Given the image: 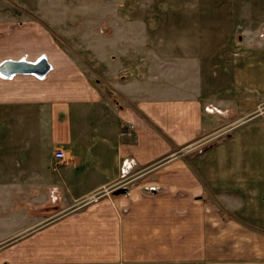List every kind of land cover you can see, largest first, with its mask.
Segmentation results:
<instances>
[{
    "label": "crops",
    "instance_id": "obj_1",
    "mask_svg": "<svg viewBox=\"0 0 264 264\" xmlns=\"http://www.w3.org/2000/svg\"><path fill=\"white\" fill-rule=\"evenodd\" d=\"M21 14L0 15V65L43 57L49 67L0 73V242L8 241L0 264H177L167 244L181 241V229L190 243L204 233L198 210L209 178L197 156L165 157L209 130L213 114L204 108L222 111L223 102L195 79L196 63L185 65L194 77H182L166 60L152 61L156 69L148 58L128 62V48L109 59L118 76L93 78L49 27ZM122 59L124 69L116 64ZM252 82L255 92L260 84ZM244 90L236 93L240 115L249 98L260 100ZM247 173L238 195L245 198L244 187L264 193L259 173ZM150 179L168 183L149 192Z\"/></svg>",
    "mask_w": 264,
    "mask_h": 264
},
{
    "label": "rangeland",
    "instance_id": "obj_2",
    "mask_svg": "<svg viewBox=\"0 0 264 264\" xmlns=\"http://www.w3.org/2000/svg\"><path fill=\"white\" fill-rule=\"evenodd\" d=\"M25 11L49 27L93 78L118 76L116 65L110 72L109 59H120L127 48L128 62L148 58L149 67L156 69L152 61L166 60L167 65L181 66L176 74L182 77H194L185 65L197 64L195 79L208 82L207 92L225 108L205 107L213 114L210 129L165 157L181 154L187 161L197 156L206 167L209 179L204 190L210 193L203 190L201 195L206 201L201 200L205 208L198 210L204 233L197 243L184 241L181 229V241L167 245L175 250L177 264H264V193L252 194L244 187L245 198L238 195L240 176L247 172L259 173L264 182V154L259 156L257 146L264 145V121H254L264 118V0H0V15L21 16ZM116 64L125 68L123 59ZM236 66L244 89L260 98H249L245 103L249 112L243 115L236 93L247 91L236 86L242 81H237ZM253 78L256 87L260 84L255 92ZM153 181L146 185L149 192L168 183ZM170 221L166 219L167 224ZM6 243L0 242V248ZM190 256L197 258L189 260Z\"/></svg>",
    "mask_w": 264,
    "mask_h": 264
},
{
    "label": "water",
    "instance_id": "obj_3",
    "mask_svg": "<svg viewBox=\"0 0 264 264\" xmlns=\"http://www.w3.org/2000/svg\"><path fill=\"white\" fill-rule=\"evenodd\" d=\"M40 66H44L43 69H40ZM48 64L45 62L43 57L37 63H25V62H12L5 61L0 65V73L9 75L10 73L16 72H30L35 74H42L48 69ZM41 70V71H40Z\"/></svg>",
    "mask_w": 264,
    "mask_h": 264
},
{
    "label": "built area",
    "instance_id": "obj_4",
    "mask_svg": "<svg viewBox=\"0 0 264 264\" xmlns=\"http://www.w3.org/2000/svg\"><path fill=\"white\" fill-rule=\"evenodd\" d=\"M54 157L57 159V162L62 161L65 158V154L63 151H55Z\"/></svg>",
    "mask_w": 264,
    "mask_h": 264
}]
</instances>
